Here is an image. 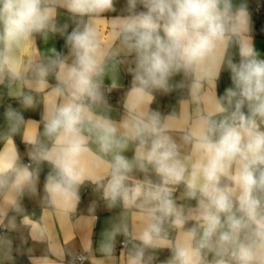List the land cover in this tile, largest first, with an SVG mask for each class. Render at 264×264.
Masks as SVG:
<instances>
[{
	"label": "clouds",
	"instance_id": "clouds-1",
	"mask_svg": "<svg viewBox=\"0 0 264 264\" xmlns=\"http://www.w3.org/2000/svg\"><path fill=\"white\" fill-rule=\"evenodd\" d=\"M115 5L0 0V87L23 110L44 94L39 121L11 103L2 113L0 264L15 259L7 232L23 198L39 195L44 165L43 201L60 216L77 212L86 184L120 210L92 264H117L118 245L121 264H264V58L246 0H126L121 14L106 16ZM52 35L64 38L67 55L39 52L36 38ZM121 66L131 80L115 120L110 98L122 87ZM224 72L230 83L220 94ZM173 92L177 108H152L158 94ZM88 213L98 219L95 203ZM21 223L35 242L47 239L45 226L27 215ZM27 259L51 264L49 256Z\"/></svg>",
	"mask_w": 264,
	"mask_h": 264
},
{
	"label": "crops",
	"instance_id": "crops-1",
	"mask_svg": "<svg viewBox=\"0 0 264 264\" xmlns=\"http://www.w3.org/2000/svg\"><path fill=\"white\" fill-rule=\"evenodd\" d=\"M241 0H234V3L238 4ZM249 11L252 15V20L254 21L253 26V39L258 50H261L262 58H264V43H262V35H264V10L256 11L255 7L257 4L264 6V0H246ZM126 0H116V9L115 13H106L108 17H112L122 13V9L125 7ZM140 10H143L142 8ZM59 22L69 23L71 30V20L69 14L66 13L63 9L59 10L58 16ZM256 37V39H255ZM36 48L41 54H48L49 50L52 48H61L62 54L67 55L68 50L65 45L64 38L59 35H52L49 37L48 41H43L42 38L37 37L35 42ZM235 51V50H233ZM30 55L29 52L21 54L23 59H27ZM238 59V57H237ZM176 80H179L180 77H176ZM131 77L128 75L124 67L121 66L119 73V83L122 85L121 89L114 91L111 96L112 111L110 113L111 117L115 120H120L122 116V108L120 105L121 98L124 95L127 87L130 84ZM49 83L54 84L55 80L52 77H49ZM106 84L110 83V80L105 81ZM228 73H222L221 79L218 82V92L223 93L225 87L229 86ZM180 99V93L173 92L172 94L163 95L158 94L156 101L152 104V108L161 111L163 114L170 113L173 109L178 107V101ZM44 94L37 95V106L34 109L23 110L20 108L19 103L16 100H12L7 96V90L3 87H0V133L4 130V121L2 113L4 108L11 103L13 107L20 109L23 112L25 118H31L33 120H40V117L44 109ZM42 130V124H41ZM21 134H17L14 137L16 146L19 149L21 158L23 161H27V148L21 142ZM6 141L0 136V150H3L5 147ZM128 156H131L132 153H127ZM49 171V167L44 165L40 174V181L38 185L39 195L36 197L25 196L22 200V207L24 209L23 213L16 215V225L15 230H10L7 232V235L13 240L14 245L17 250L14 261L4 262V264H29L27 256H49L51 258V264H92V256H99V253L96 252L98 239L102 236V233L105 229L110 227V225L117 219L119 216V209L108 210L103 201L100 200L99 194L94 190L93 186L85 185L81 188V200L78 206V210L75 214H72L69 217L60 216L57 211L43 201V184L45 180V175ZM179 196L180 193L178 192ZM182 203H190L192 206L195 205V201ZM4 203V196L0 194V206ZM95 203L96 204V216L97 220L91 221L88 219L89 207ZM15 215L12 212L8 213L9 218ZM27 215L31 221L39 223L47 228L48 236L47 239L43 242H35L32 239L29 226L23 225L21 223L23 216ZM4 224H8V220L4 221ZM120 239H123L122 237ZM90 244L91 252L85 251V245ZM119 245L117 246L118 259L117 264H121L119 259ZM65 253L62 258L58 256V253ZM84 255V260L78 262L77 255ZM169 255L167 251L160 253V258L164 259Z\"/></svg>",
	"mask_w": 264,
	"mask_h": 264
},
{
	"label": "built area",
	"instance_id": "built-area-1",
	"mask_svg": "<svg viewBox=\"0 0 264 264\" xmlns=\"http://www.w3.org/2000/svg\"><path fill=\"white\" fill-rule=\"evenodd\" d=\"M255 10L260 12V11L264 10V6H262L261 4H257L255 7ZM0 230H2V229H0ZM76 258H77L78 262H82L84 260V255H82V254L77 255Z\"/></svg>",
	"mask_w": 264,
	"mask_h": 264
},
{
	"label": "trees",
	"instance_id": "trees-1",
	"mask_svg": "<svg viewBox=\"0 0 264 264\" xmlns=\"http://www.w3.org/2000/svg\"><path fill=\"white\" fill-rule=\"evenodd\" d=\"M57 51H59V52H61V53L63 52L61 48H58ZM26 263H27V262L25 261V264H26Z\"/></svg>",
	"mask_w": 264,
	"mask_h": 264
}]
</instances>
